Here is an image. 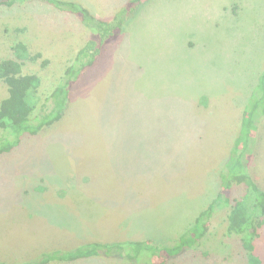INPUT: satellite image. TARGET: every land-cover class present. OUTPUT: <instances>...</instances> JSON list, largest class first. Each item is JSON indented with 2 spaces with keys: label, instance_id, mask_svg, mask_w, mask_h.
<instances>
[{
  "label": "rangeland",
  "instance_id": "374dc122",
  "mask_svg": "<svg viewBox=\"0 0 264 264\" xmlns=\"http://www.w3.org/2000/svg\"><path fill=\"white\" fill-rule=\"evenodd\" d=\"M73 1L109 19L127 0ZM89 35L74 14L37 0L0 6V61L19 40L42 52L46 65L22 67L41 77L42 98ZM263 67L264 0L145 2L73 83L62 117L0 154V261L90 241L177 239L219 192V170ZM8 96L0 79V103ZM248 167L264 194V117ZM241 194L234 184L232 200ZM229 211L213 216L199 245L163 263L255 264ZM259 232L255 256L264 264V220Z\"/></svg>",
  "mask_w": 264,
  "mask_h": 264
},
{
  "label": "trees",
  "instance_id": "16d2710c",
  "mask_svg": "<svg viewBox=\"0 0 264 264\" xmlns=\"http://www.w3.org/2000/svg\"><path fill=\"white\" fill-rule=\"evenodd\" d=\"M32 0H0V6ZM66 14H74L89 30L88 40L79 47L72 61L66 66L59 82L45 98L40 95L41 77L37 74H23L22 67L28 60L49 61L42 52L33 53L22 40L10 48V55L0 61V79L8 84L9 96L0 103V154L10 152L22 142L25 135H37L40 131L57 122L63 115L70 98L74 82L90 67L102 53L106 41L116 37L123 25L135 17L137 9L149 0H127L111 18H102L92 13L83 4L73 0H37ZM23 27L15 32L24 31ZM40 106L41 112L33 116ZM235 136L223 166L219 170V192L200 211L192 225L172 242H151L142 244L133 240L100 242L90 241L72 249H53L42 252L36 258L23 262L0 264H50L73 262L91 257L126 258L135 264H164L166 260L182 255L199 245L206 227L220 210L230 208L229 219L241 240L250 262L260 264L255 252V240L264 220V194L249 172V160L257 139V129L264 117V67L244 108ZM242 186L237 200L231 198L233 185ZM256 260V261H255ZM254 264V263H253Z\"/></svg>",
  "mask_w": 264,
  "mask_h": 264
}]
</instances>
